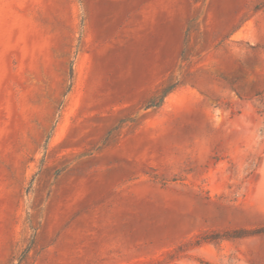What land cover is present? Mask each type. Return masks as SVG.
<instances>
[{"label":"rangeland","instance_id":"374dc122","mask_svg":"<svg viewBox=\"0 0 264 264\" xmlns=\"http://www.w3.org/2000/svg\"><path fill=\"white\" fill-rule=\"evenodd\" d=\"M29 244L264 264V0H0V264Z\"/></svg>","mask_w":264,"mask_h":264},{"label":"trees","instance_id":"16d2710c","mask_svg":"<svg viewBox=\"0 0 264 264\" xmlns=\"http://www.w3.org/2000/svg\"><path fill=\"white\" fill-rule=\"evenodd\" d=\"M174 84L173 85H170L168 87H166L163 91H162V94L160 95V97H158L157 99H154V100H151L147 103V107H158L162 104L164 98L167 96V94L169 92H171L174 88ZM31 248V244H29L25 249L24 251L22 252V254L19 256L18 258V263L17 264H23V262L26 260L27 258V254L29 252Z\"/></svg>","mask_w":264,"mask_h":264}]
</instances>
